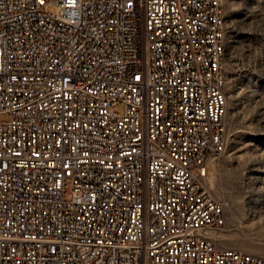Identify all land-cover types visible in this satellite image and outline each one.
I'll list each match as a JSON object with an SVG mask.
<instances>
[{
	"label": "built area",
	"instance_id": "1",
	"mask_svg": "<svg viewBox=\"0 0 264 264\" xmlns=\"http://www.w3.org/2000/svg\"><path fill=\"white\" fill-rule=\"evenodd\" d=\"M224 35V0H0V264H264L209 234Z\"/></svg>",
	"mask_w": 264,
	"mask_h": 264
},
{
	"label": "rangeland",
	"instance_id": "2",
	"mask_svg": "<svg viewBox=\"0 0 264 264\" xmlns=\"http://www.w3.org/2000/svg\"><path fill=\"white\" fill-rule=\"evenodd\" d=\"M224 8L226 150L205 182L225 202V224L210 235L220 248L264 256V0H224ZM113 110L123 114L125 104Z\"/></svg>",
	"mask_w": 264,
	"mask_h": 264
},
{
	"label": "bare ground",
	"instance_id": "3",
	"mask_svg": "<svg viewBox=\"0 0 264 264\" xmlns=\"http://www.w3.org/2000/svg\"><path fill=\"white\" fill-rule=\"evenodd\" d=\"M212 232H214V231H210L209 234L212 233Z\"/></svg>",
	"mask_w": 264,
	"mask_h": 264
}]
</instances>
